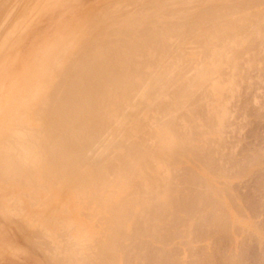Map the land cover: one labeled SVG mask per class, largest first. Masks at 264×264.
I'll list each match as a JSON object with an SVG mask.
<instances>
[{
    "label": "rangeland",
    "instance_id": "1",
    "mask_svg": "<svg viewBox=\"0 0 264 264\" xmlns=\"http://www.w3.org/2000/svg\"><path fill=\"white\" fill-rule=\"evenodd\" d=\"M115 1L0 0V132L18 128V134L21 130V133L29 135L28 130L34 127L40 130L38 122L34 121L36 124H29L30 129L28 125L21 127L24 131L18 127L21 120L17 117L8 121L7 114L12 115L19 100L38 87V79L47 73L44 66L49 54L64 55L63 59L71 62V58L76 60L78 57L75 50L80 52V58L87 51V46H91L88 42L83 44V41L93 40L92 45L98 47L100 43L96 44L97 40L105 39L104 43L112 42L105 43L106 48L114 52L120 50L118 55L122 56L131 50L127 48L135 50L134 47H138L137 43L141 45L143 39L157 36L155 43L144 44L149 55L139 49V53L135 51L136 57L133 56L135 60L140 56H151V59L132 60V68L142 71L141 80L159 79L160 88L148 99L152 97L154 101H160L162 97L165 101L172 100L166 89L169 72L178 75L183 85L197 77L194 76L196 69L201 72L205 68L215 73H210L200 87L197 85L198 89L193 87L197 97H191L198 103L195 100L192 105L186 99L181 110L183 113L177 114L176 117L183 115L176 118L178 129L167 133L166 137L173 139L180 135L183 143L174 146L175 152L169 159L160 148L158 136H155L158 112L148 106L151 102L141 105L142 113H118L119 118L124 117L119 122L125 142L143 144L149 150L150 157L142 162V172L153 174L152 161L157 163L167 159L164 166L172 186L177 187L176 184L184 180L183 186L181 182L178 186L185 189L194 201L192 208L183 213L165 211L164 216L154 217L148 214V220L155 218L151 221L145 218L148 225L142 224L143 215L139 224L146 229L142 237L146 247L139 251L134 248V242L127 239L123 245L126 257L130 264H202L205 258L215 263L235 260L241 264H264V0ZM212 11H215L213 15L218 13V17L222 16V20L216 17L217 14L211 19ZM139 18L145 19V22L140 20L143 22L140 26ZM219 19L221 22L216 23ZM162 28H167L168 32ZM151 29L156 34L161 29L162 34L154 36ZM141 30L143 33L151 30L147 33L148 38H142L145 34L142 36ZM166 33L170 35L168 39ZM129 38H133L137 45H132ZM161 38H164V43ZM112 44L113 47L119 44V49H112ZM154 56L160 63L153 59ZM147 62L149 65L152 63L150 67ZM139 64L147 67H138ZM214 88L220 92L213 93ZM122 108L113 106L110 109L117 115ZM10 143L14 149L17 143H14L15 147ZM113 154L116 166L127 159L125 150H114ZM14 184L10 178L0 177V264H69L73 251L84 254L89 251L84 239L86 243L76 239V226L70 225L71 228L67 229L70 226L63 225V229L61 226L66 223L63 218L53 219L47 215L56 209L54 203H49L47 209H39L33 205L26 188L18 192ZM209 193L213 194L209 200L218 205L216 211L194 200L197 194L206 196ZM214 216L220 221L227 220L224 231L215 230L211 220ZM81 217L85 226L91 224L88 212H83ZM91 225L101 226L97 223ZM153 225L156 226L154 229Z\"/></svg>",
    "mask_w": 264,
    "mask_h": 264
},
{
    "label": "bare ground",
    "instance_id": "2",
    "mask_svg": "<svg viewBox=\"0 0 264 264\" xmlns=\"http://www.w3.org/2000/svg\"><path fill=\"white\" fill-rule=\"evenodd\" d=\"M106 8L105 11L107 10ZM112 12H114V9ZM213 12L215 11L210 13L211 19L213 17H222H218V13H215V15L217 14L215 17ZM141 19L139 18V26L141 25L140 23L143 24L145 22V19ZM214 20L216 21V19ZM209 21L207 25H209ZM212 21H210V24H214V21ZM87 22L86 20V24ZM128 22L131 21L129 20ZM219 22H221L220 19L216 23ZM128 24L132 26L130 25L131 23ZM142 27L144 28V26ZM143 28L140 27L142 30ZM167 28L166 30L162 28V31L165 30L164 32H166ZM146 31L147 33L150 32L149 30ZM162 31L156 34V31L154 32L153 29L151 33H155V36L160 33L162 34ZM143 32L141 34L142 36L145 34V37L142 38H148L147 33ZM95 33L97 34V31ZM74 35L76 36V34ZM168 36H170L169 33L166 36L167 39ZM156 37L152 36L150 39H143L141 45L137 43L138 47H134L135 50L127 48L128 51L130 49L133 51L131 52L130 50L128 54L125 53L126 55L122 54V56L121 54L118 55V52L121 53L118 50L119 44H116L117 46L114 44V47L112 44L111 48L118 50L114 52L106 48L107 44H111L112 42L107 43V41L105 42L107 44H105L103 42L105 39L101 40L98 38V40L96 39V44H104L102 45L103 48L100 44V47L95 46V44L92 45L93 40L91 38L90 42L89 40H85L82 43L88 42L91 46H87V49H85L86 46L83 48L87 51L80 58L78 49L77 51L75 50L76 54L73 51L72 54L78 57L77 59L75 58L76 60H74V57L71 58V62L64 60V55L61 57L59 54L58 57V55L49 54L44 66L47 73L44 72L42 78L38 79V87L33 91H28L22 100H19L14 106L15 111L13 110L12 115L9 116L7 114L8 121L12 118L16 119L17 117L21 120L20 124H18L20 129L24 126L26 128L27 125L30 129L29 124L31 123L32 125V122L36 121L40 126V130L34 127L32 129L34 131L37 130V132L31 129L30 131H33L32 133L28 130L29 135L23 134V132L21 133L20 129L18 134V128H15V131L7 128L4 132H0V175L3 178L14 180V186L18 192L26 188L30 198L34 201L33 205L35 204L37 208L47 209L49 203H54L56 209L48 212L47 215L49 214L50 218L53 219L63 218L66 223L62 224L61 228L63 225L76 226L77 231L74 229L76 231V239L79 242H84L85 240L88 243L87 247H89L90 252L86 251L85 254H89L85 255L84 253L78 252L82 256L84 255L83 257L80 255V258H78L77 256L79 254L73 251L72 253L76 254L75 257L73 256L74 254L70 258L68 257L69 264H130L123 245L127 239H131L134 242L133 246L135 249L139 251L145 249L146 243L143 242L142 237L146 229L139 224V219L143 215L144 221L142 224L148 225L149 222L147 223V220L150 217H148V214L152 216L162 215L165 211L183 213L184 210H190L193 206V199L189 198L188 194L185 193V189L181 190L182 187H180V184L183 186L184 180L182 182L178 180L181 183L176 184L177 187L172 186L173 183L170 182L164 166L166 165L167 159L175 152L174 146L178 143H183V137L179 135L171 139L167 138L166 135L167 133H172L173 130L175 131V128L178 129V126H175V122L183 115L176 116L179 112V114L183 113L181 110L183 109L185 100H189L188 103L194 105L197 94L193 91V87L196 86L195 88L198 89L199 85L208 80L207 76L215 72L214 70L213 72H210V70L207 71L208 69L206 70L205 68H203V71L197 72L196 69V75L194 74V76L197 77L187 85H183V80L178 75H173V71L169 72L168 70L167 72L170 74H167H169L170 78L166 82V89L172 100L167 99L169 101L167 103L165 98L161 97L163 100L154 101L151 97L149 99H152V101H149L148 96L153 94L161 86L158 84L159 79L156 77L141 80L140 73L142 71L138 67L142 66L146 68L147 66L145 67L143 66L145 64H139L137 67L138 70H134L132 63L133 61L136 62L138 58L143 59L144 57L137 56L138 58L136 60L133 59L134 55L136 57L135 51L139 49H142L139 51H146L144 48L147 44L155 43ZM163 40L161 38V42ZM129 42L133 43V38ZM164 42L165 40L162 43ZM137 44L133 43L132 45ZM132 45L131 47H133ZM79 47L81 48L80 45ZM53 50L54 48H52ZM162 50L164 52V49ZM137 53L139 52L137 51ZM142 53L140 52L141 55H144L145 52ZM145 54H150L148 49ZM144 58L143 60H147L152 57L145 56ZM155 60L157 61L158 59L155 58ZM139 61L137 63L141 62ZM212 62H215V60ZM157 63H160L159 60ZM163 67L162 65L161 68L163 69ZM172 67L174 70L175 66L172 65ZM176 70L175 67L174 71ZM180 72L178 71V73ZM203 92L205 93V91ZM219 92V89L214 88L213 93L217 94ZM204 93H202L203 97L207 94L205 93L204 96ZM191 96H195V98ZM146 101H148L147 105L153 102V106L151 103L148 106L150 108L152 107V109L155 108L156 110L154 111L158 112L155 136H158L160 148L167 158L157 163L152 161L154 164V172L153 174L147 175L142 172L141 165L142 162L148 161V157H150L148 155L149 150L143 144L132 141L125 142L126 137L120 128L121 124L119 122V119L124 118L123 115L119 118L121 112L124 115H129L135 111L142 113L140 107ZM121 105L123 108L120 109V112L117 111V115L115 112H112L113 109H110L113 106H119L121 108ZM115 109L117 108L115 107ZM159 115H161L160 118ZM22 130L25 131V129ZM12 137L14 138L13 142ZM9 143L11 145L13 143L14 147L16 144V147L13 149V146H10ZM114 150H125L127 152V159L120 161L121 165H124V168L121 165H118L121 166L118 168L114 163L116 159L113 154ZM139 182L140 185L137 184ZM212 196V193L206 196L197 194L194 200L205 203L212 211H216L218 210V205L214 201L209 200L212 199ZM31 205L30 207H32ZM64 211H66V215H63L65 213ZM83 212H88L91 224L97 223L101 226L94 227L91 224L85 226L82 222L84 216L81 217ZM154 219L151 218L148 221ZM140 220L142 221V219ZM211 220L212 224L216 227V231L221 232L225 230L226 219L220 221L214 216ZM154 226H152L153 229L156 227ZM70 228L71 226L67 229ZM155 230H151V232L154 234ZM71 239H73L72 236ZM81 239L84 240L82 241ZM77 240L74 239L73 241L78 243ZM67 243L70 245L69 241ZM72 243L74 244L75 242ZM83 249L85 251L86 247ZM141 255L142 252L139 257ZM207 260L208 258H205L202 264H206V262L208 264H241L235 260L219 263L212 262V260L209 262Z\"/></svg>",
    "mask_w": 264,
    "mask_h": 264
}]
</instances>
